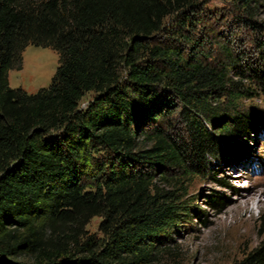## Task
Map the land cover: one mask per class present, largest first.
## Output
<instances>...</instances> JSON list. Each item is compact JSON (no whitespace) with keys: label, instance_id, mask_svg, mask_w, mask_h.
<instances>
[{"label":"trees","instance_id":"obj_1","mask_svg":"<svg viewBox=\"0 0 264 264\" xmlns=\"http://www.w3.org/2000/svg\"><path fill=\"white\" fill-rule=\"evenodd\" d=\"M236 1L248 11L255 0ZM202 4L0 0V264L171 260L183 181L211 158L240 161L264 130V108H239L264 96V29L238 18L255 33L251 55L227 27L213 34ZM28 45L58 55L34 93L8 81ZM208 202L221 209L225 197ZM97 216L99 238L86 229ZM258 226V244L231 264H264V211Z\"/></svg>","mask_w":264,"mask_h":264},{"label":"rangeland","instance_id":"obj_2","mask_svg":"<svg viewBox=\"0 0 264 264\" xmlns=\"http://www.w3.org/2000/svg\"><path fill=\"white\" fill-rule=\"evenodd\" d=\"M200 1L208 19L206 26L213 27V34H227V27L235 44H242L251 55L255 54L251 44L255 33L238 18L252 19L264 29V0L250 3L248 11L236 0ZM22 57V68L8 72L9 85L28 93L47 87L57 66V53L49 47L28 45ZM92 97L93 92H87L79 102L80 107L86 106ZM239 108H264V96L257 93L241 99ZM247 145L249 148L243 149L246 155L240 161L231 162L226 154L211 158L202 175L191 174L183 181L182 201H186L189 209L168 238L174 256L171 260L164 258L161 264H231L258 244L261 239L258 218L264 211V130L256 132ZM214 193L225 197L221 209L208 202L209 195ZM100 220L93 217L86 226L87 232L96 238L102 237L98 229Z\"/></svg>","mask_w":264,"mask_h":264}]
</instances>
